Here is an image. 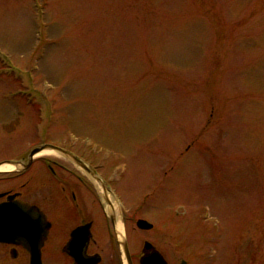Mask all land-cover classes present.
<instances>
[{"label":"rangeland","instance_id":"1","mask_svg":"<svg viewBox=\"0 0 264 264\" xmlns=\"http://www.w3.org/2000/svg\"><path fill=\"white\" fill-rule=\"evenodd\" d=\"M43 143L110 168L136 256L264 264V0H0V157Z\"/></svg>","mask_w":264,"mask_h":264},{"label":"flooded vegetation","instance_id":"2","mask_svg":"<svg viewBox=\"0 0 264 264\" xmlns=\"http://www.w3.org/2000/svg\"><path fill=\"white\" fill-rule=\"evenodd\" d=\"M60 147L66 156L0 157V264H74L72 254L81 255L82 264H125L121 237L131 264H140L143 253L131 251L125 211L116 204L123 206L119 191L103 172L110 168L65 143ZM68 155L82 162V172ZM6 162L9 170L2 169ZM154 247L167 264H182Z\"/></svg>","mask_w":264,"mask_h":264},{"label":"water","instance_id":"3","mask_svg":"<svg viewBox=\"0 0 264 264\" xmlns=\"http://www.w3.org/2000/svg\"><path fill=\"white\" fill-rule=\"evenodd\" d=\"M52 150V151H55L61 155H64L66 156V152L58 147H55L53 145H49V144H45V145H42V146H38V147H35L33 148L31 151H30V157H32V155L42 151V150ZM70 157V159L78 166L82 169L83 165L82 163L77 160L73 155H68ZM11 164V162H10ZM10 220H13V219H8V223H10ZM14 221V220H13ZM136 226L140 229H143V230H148L152 227V224H150L149 222H147L146 220H143V219H139L137 220L136 222ZM76 233V232H75ZM121 237V236H120ZM122 240L121 242L119 243V245L121 246V252H122V255L124 256L125 258V262L126 264H131V261H130V256H129V253H128V249L126 247V244L125 242L123 241V237H121ZM150 251V253H148L147 251ZM142 252H143V256L140 258V264H167L166 261L163 259V257L161 256V254L153 247V245L149 242H145L144 245H143V249H142ZM76 264H82V257L81 255H78V254H72ZM184 262H182L183 264Z\"/></svg>","mask_w":264,"mask_h":264},{"label":"bare ground","instance_id":"4","mask_svg":"<svg viewBox=\"0 0 264 264\" xmlns=\"http://www.w3.org/2000/svg\"><path fill=\"white\" fill-rule=\"evenodd\" d=\"M41 153L44 154H52L53 152L50 150H43ZM11 167L9 165H4V167L2 168L3 170H9Z\"/></svg>","mask_w":264,"mask_h":264}]
</instances>
